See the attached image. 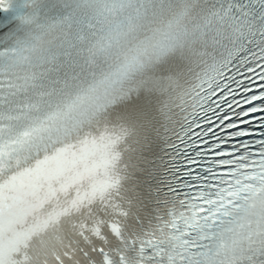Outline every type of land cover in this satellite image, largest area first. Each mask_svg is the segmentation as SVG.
<instances>
[{"label":"snow or ice","instance_id":"obj_1","mask_svg":"<svg viewBox=\"0 0 264 264\" xmlns=\"http://www.w3.org/2000/svg\"><path fill=\"white\" fill-rule=\"evenodd\" d=\"M10 23L0 18L4 28ZM211 97L186 133L194 155H202L200 141L208 153L226 154L222 150H230L234 141L264 138V65L245 62L228 70L212 86ZM209 144L218 147L213 149Z\"/></svg>","mask_w":264,"mask_h":264}]
</instances>
